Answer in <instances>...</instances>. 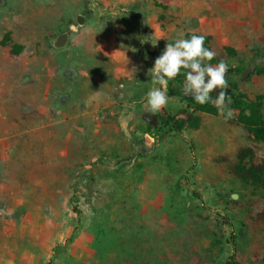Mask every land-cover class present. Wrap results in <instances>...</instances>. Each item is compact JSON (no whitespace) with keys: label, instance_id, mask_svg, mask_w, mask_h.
<instances>
[{"label":"rangeland","instance_id":"1","mask_svg":"<svg viewBox=\"0 0 264 264\" xmlns=\"http://www.w3.org/2000/svg\"><path fill=\"white\" fill-rule=\"evenodd\" d=\"M4 1L0 39L10 32L24 51L0 47V264H264V184L232 173L242 148L264 163V144L227 102L232 118L196 113L200 127L181 133L149 131L142 118L159 87L149 70L191 19L216 34L210 63L227 64V82L264 98L263 76L233 72L264 66V0H174L165 16L152 0L136 24L108 0ZM77 13L85 25L53 49ZM66 67L73 80L59 75ZM135 82L146 84L139 97ZM63 93L69 102L53 111ZM168 95L165 111L178 115L184 105Z\"/></svg>","mask_w":264,"mask_h":264},{"label":"trees","instance_id":"2","mask_svg":"<svg viewBox=\"0 0 264 264\" xmlns=\"http://www.w3.org/2000/svg\"><path fill=\"white\" fill-rule=\"evenodd\" d=\"M172 0H161L158 6L165 8ZM52 32L49 31V36ZM195 33H187L184 39H190ZM213 40V36H205L204 46L210 50V42ZM261 41L264 44V35L261 37ZM8 48V55L12 58L21 57L24 51V46L15 43L11 39L10 32H6L0 39V47ZM225 52L228 57L237 56V51L231 47H225ZM214 63V60H211ZM243 68L234 70L237 75H241ZM256 75L264 77V66L255 67ZM249 75L248 78H250ZM185 80L184 70L181 74L172 81H169L168 89L172 96L179 98L180 102L185 106L179 111L178 115H171L163 109L157 113L159 127H151L146 123V128L149 131H156L160 128L168 127L171 125V129L176 133H181L184 129H198L201 124V119L196 113H208L211 115H217L218 109L213 104L200 105L195 102L191 95L185 96L182 88ZM227 94L231 97V108L238 113V124L242 125L247 133L255 142L264 144V117L262 110L264 108L263 97L258 96L256 101L252 102L242 94L235 82H228ZM213 98L218 96V90L211 94ZM227 102V101H226ZM254 151L251 148H242L237 154V164L232 167L233 175L244 183L250 184H264V163L253 164ZM225 264H239L234 256H231L226 260Z\"/></svg>","mask_w":264,"mask_h":264},{"label":"clouds","instance_id":"3","mask_svg":"<svg viewBox=\"0 0 264 264\" xmlns=\"http://www.w3.org/2000/svg\"><path fill=\"white\" fill-rule=\"evenodd\" d=\"M205 36L192 35L190 39H176L174 43H167L163 53L156 58L154 67L149 70L152 87L146 95L145 112L153 115L165 109L169 103L168 84L175 80L184 70L185 80L183 94L191 95L200 105L213 104L221 115L232 118L230 108L231 97L227 94L229 87L226 80L228 66L224 61L216 65L210 63L215 53L204 46ZM156 45V44H155ZM155 45H153L155 47ZM107 55V54H106ZM218 90V96L211 95ZM99 95V92H95Z\"/></svg>","mask_w":264,"mask_h":264},{"label":"crops","instance_id":"4","mask_svg":"<svg viewBox=\"0 0 264 264\" xmlns=\"http://www.w3.org/2000/svg\"><path fill=\"white\" fill-rule=\"evenodd\" d=\"M174 2V0H172L165 8H163V7H160V9L159 8H157V10L155 11V13H157V14H159V15H161V16H165V9H168V8H171L173 5H172V3ZM159 3V2H158ZM153 5L155 6V2L154 1H152V0H120V1H117V3H114L113 1H111V0H108V1H104L103 2V7H104V9L105 10H109V9H113L114 7H116V6H120V7H122V8H129V10L127 11V14H126V17H128L129 18V21H130V23L129 24H131V22H133L134 24H136L138 21H141V18H142V16L143 15H146L147 13V9H149L150 11H152V9H153ZM172 5V6H171ZM194 6L196 7V3L194 4ZM155 9V8H154ZM78 14V13H77ZM79 15V14H78ZM191 20H193V19H191ZM245 20H246V18L245 17H242L241 18V22L242 21H244L245 22ZM194 22H195V24L194 25H191V26H194L193 28V30H191V31H187V32H184L183 33V37L182 38H184V36L187 34V33H195V34H197V35H203V36H207V35H211V36H215L216 34L215 33H213V32H211L212 31V29H210V31L208 30V31H205V30H203L202 29V25H201V22L199 23H197V21L194 19L193 20ZM190 22V21H189ZM132 23V24H133ZM235 30H239V31H242L243 30V27H240L239 26V28L238 29H235ZM78 32V31H77ZM224 32H225V29L223 30V31H221L219 34L220 35H223L224 34ZM218 33H217V35H219ZM110 35V33L109 34H107L106 35V37L107 36H109ZM227 36V35H226ZM70 37V36H69ZM106 37H104L103 39H107ZM115 37V36H114ZM116 38V37H115ZM113 39V38H112ZM108 42H110V40H107ZM229 47V46H228ZM232 48V47H231ZM236 48H239L238 46H236V47H233V49L234 50H236ZM56 50V49H55ZM237 51V50H236ZM66 68H68V67H66ZM62 69H64V68H62ZM61 70V69H60ZM59 70V71H60ZM59 73V72H58ZM148 74V73H147ZM145 75H146V73H145ZM77 76V75H76ZM147 77H148V75H146ZM145 76V80H146V82L149 84V81L147 80V77ZM149 78V77H148ZM66 80V79H65ZM73 80V79H72ZM141 82H135L134 83V86H135V88H136V91H138L136 94H135V97H139V95H140V92H142L143 91V88H142V86H145L146 84H145V82L144 83H142V84H140ZM63 94H66V93H63ZM60 95V94H59ZM58 95V96H59ZM58 96H57V98H58ZM69 99H70V97H69ZM56 102H57V99H56ZM69 102V101H68ZM67 102V103H68ZM67 103L65 104V105H67ZM55 104V103H54ZM53 104V105H54ZM182 104V103H181ZM52 105V106H53ZM64 105V106H65ZM52 106H51V109H52ZM63 106V107H64ZM63 107H61V108H63ZM185 107V106H184ZM61 108H58V109H55V110H59V109H61ZM53 110V109H52ZM55 110H53V111H55ZM147 113V112H146ZM157 115V114H156ZM159 123V122H158Z\"/></svg>","mask_w":264,"mask_h":264},{"label":"water","instance_id":"5","mask_svg":"<svg viewBox=\"0 0 264 264\" xmlns=\"http://www.w3.org/2000/svg\"><path fill=\"white\" fill-rule=\"evenodd\" d=\"M5 3L4 0H0V7L3 6ZM85 16L82 14L77 15L75 19V23L70 25L68 27L67 31H64L57 35L54 39L50 41V45L53 49L60 50L65 48L69 43V36L71 33H76L79 28L83 27L85 25ZM190 25H194L195 22L193 20H190ZM255 72V65L251 63L247 69H244L241 73L239 79L241 81L245 80L249 75ZM59 75L66 79V80H72L76 77V71L72 67L64 68L59 71ZM69 101V95L68 94H60L57 98V102L52 106V109H58L63 107L67 102ZM143 120L151 127H157L158 125V118L156 114H146L143 117ZM88 191L91 193V184H92V178L88 176Z\"/></svg>","mask_w":264,"mask_h":264}]
</instances>
